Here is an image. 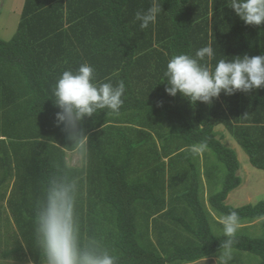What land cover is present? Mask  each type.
<instances>
[{
  "label": "trees",
  "instance_id": "obj_1",
  "mask_svg": "<svg viewBox=\"0 0 264 264\" xmlns=\"http://www.w3.org/2000/svg\"><path fill=\"white\" fill-rule=\"evenodd\" d=\"M160 3L156 22L141 29L135 14L147 11L152 0H24L14 35L0 39V184L13 179L7 205L28 246L33 242L32 210L44 181L51 172L65 169L66 152H72L71 142L54 125L58 109L51 100L52 88L63 71H75L84 62L94 68V82L115 86L123 81L125 92L117 112L98 110L82 122L89 137V162L82 173L73 169L80 177L77 214L82 237H95L90 227L83 232L85 220L94 219L98 206L94 196L114 226L95 238L117 264L223 259L226 237L216 235L212 225L223 228L222 219L232 211L238 213L239 225L264 218V199L240 207L225 203L241 184L239 162L214 134L216 126L225 127L251 166L264 173V88L222 93L211 105L191 104L164 91V72L173 55H194L207 45L214 49L212 63L264 54V24L246 25L226 0ZM160 101L162 106H157ZM132 121L141 127L163 123L168 131L161 140L166 165L152 155L149 141L126 135L133 128L124 125ZM201 142L226 171L222 179L216 176L221 173H206L216 187L207 199L210 212L199 199L203 189L198 164L189 153ZM168 183L175 196L166 201L165 210ZM5 198L3 193L0 200ZM179 210L182 213L176 214ZM165 218L181 233L160 225ZM231 250L256 255L257 264H264V237L237 233ZM21 252L18 246L4 256L16 254L24 261Z\"/></svg>",
  "mask_w": 264,
  "mask_h": 264
},
{
  "label": "clouds",
  "instance_id": "obj_2",
  "mask_svg": "<svg viewBox=\"0 0 264 264\" xmlns=\"http://www.w3.org/2000/svg\"><path fill=\"white\" fill-rule=\"evenodd\" d=\"M226 3L246 25L264 24V0H226ZM161 13L160 0H152L147 11L136 12L135 20L144 29L155 23ZM214 56L211 45L197 49L194 55H173L164 72L165 93L171 97L179 94L191 104L211 105L222 93L231 96L264 88V54L220 58L212 63ZM94 81V68L84 62L75 71H63L52 88L51 100L58 109L53 116L54 125L71 142L75 164L51 172L33 206V242L43 264H117L116 258L95 237H82L77 214L80 177L73 169L82 173L89 162V137L82 122L98 110L117 112L125 92L123 81L115 86ZM157 106H162V101ZM206 148L207 143L201 142L198 150ZM221 223L226 237L221 245L223 255L230 258L239 226L238 213L230 212Z\"/></svg>",
  "mask_w": 264,
  "mask_h": 264
},
{
  "label": "rangeland",
  "instance_id": "obj_3",
  "mask_svg": "<svg viewBox=\"0 0 264 264\" xmlns=\"http://www.w3.org/2000/svg\"><path fill=\"white\" fill-rule=\"evenodd\" d=\"M23 2L24 0H0V21L1 18H6V24L4 26H0V38L8 40L9 38H11V36L14 35L20 19L19 12L23 5ZM214 134L221 140V143L224 144L225 147L235 148V152L239 162L238 175L240 176L241 184L237 189L231 191L228 199L229 201L225 203L233 207H240L247 204H255L263 200L264 173L261 170L255 169L251 166L248 160V156L236 143V141L230 136L225 127L221 125L216 126L214 128ZM195 153L197 156H195L192 160L194 163L202 165V167H199V170H204L205 172H207V166L213 167L214 165H216L217 168H211V172L213 174L221 173L216 176L220 179L223 178L226 173L225 166L218 161L217 157L212 151L208 150L207 153L205 150H203L199 151V153ZM66 161L68 165L75 164V157L73 155V152H66ZM202 183L203 190L199 198L204 204L205 209L210 212V207L208 205L207 199L214 191H216V187H214L215 183L208 182V178L205 177V174L203 176ZM12 184L13 179H10V181H8V183H6L5 185L3 184L4 186L0 184V197L3 195V193H6V198L4 200H0V264H43V257L39 249L36 247L34 242H32L30 246H28V243L23 238L21 231L17 226L15 218L9 206L7 205V198L10 194ZM167 185V198H174L175 195L170 192V183H168ZM86 191L87 186L85 187L83 196H85ZM177 191L180 190H175L176 193ZM97 205L98 211L92 213L94 219H91V221L88 220L91 223L85 220L84 231L82 230L85 235L88 233V227H90V229L94 232L95 237L104 236L100 235L101 231H112L114 228L111 218L104 217L105 214L104 216L101 214L103 208L102 205ZM83 208L84 210H87V202L83 203ZM178 213H182V211H176V214ZM209 214L211 218H213V220L217 219L218 221H221L219 220V218H217L216 215L215 217H213L211 213ZM161 224H163L164 226H171V228L175 229L176 232L181 233L178 228H176L166 218L160 222V225ZM213 231L216 235L224 234L223 228L217 225L213 226ZM237 233L247 234L252 237H264V218L258 221H254V223L252 224L239 225L236 234ZM18 246H21L23 250V252H21L18 256H21V254H25L24 261H21L16 256V254H11L8 257L4 256V252L12 250ZM35 259H37V261H42V263H36ZM259 261L260 258L256 255L238 250H231L230 258H226L223 255V259L219 257H213L209 259H203L193 264H257Z\"/></svg>",
  "mask_w": 264,
  "mask_h": 264
},
{
  "label": "crops",
  "instance_id": "obj_4",
  "mask_svg": "<svg viewBox=\"0 0 264 264\" xmlns=\"http://www.w3.org/2000/svg\"><path fill=\"white\" fill-rule=\"evenodd\" d=\"M23 6V5H22ZM21 11H22V7H21V9H20V16H21ZM0 16H1V14H0ZM5 19L6 18H1V21H0V26H4L5 24H6V21H5ZM19 21H20V19H19ZM2 23V24H1ZM19 23V22H18ZM17 26H18V24H17ZM17 28V27H16ZM16 31V30H15ZM12 37V36H11ZM0 39H2V38H0ZM10 39V38H9ZM8 39V40H9ZM2 40H4V39H2ZM163 123H158V124H153V123H145V125H144V127H141V126H139L138 124H136L135 123V121L133 122H129L128 123V125L127 124H125L124 126H127V127H130V128H133V131H129L128 130V132H127V134L126 135H131V138L133 139V140H135V139H144V140H147V141H149V144H150V146H151V148H152V155L153 154H155L154 156H156V155H159V157L162 159V162H164L165 163V165L167 164V161H168V158H166L165 157V153H167V151L166 152H163L162 150H161V147H162V145H161V140H163V139H165L166 137H167V133H168V131H167V129L165 128V126H163L162 125ZM113 134H117V132L116 131H111ZM224 145V144H223ZM225 146V145H224ZM229 148V147H228ZM199 148H193V149H190L189 150V153L192 155V159L195 157V156H197L196 155V153L195 152H197V153H199V151L200 150H198ZM230 149H232L234 152H235V148H231L230 147ZM195 151V152H194ZM236 153V152H235ZM175 154H177V152L175 153L174 152V155ZM158 157V158H159ZM158 158L157 157H155V159L156 160H158ZM199 167H202V165H198V171H199V175H200V179H201V188L203 189V176H204V174H205V177L206 178H208V175H206V173L207 172H209L210 174H213L212 172H211V166H207V169L206 170H208L207 172H205L204 170H199ZM208 182H212L209 178H208ZM231 193V192H230ZM230 193H229V195H230ZM229 195H228V197H227V199H226V203L229 201L228 199H229ZM87 197V196H86ZM200 199V198H199ZM169 200V198H167V192H166V195L164 196V201H165V205H164V209L166 210V208H167V202L166 201H168ZM200 201H201V199H200ZM100 202V199H99V197H97V196H94L93 197V203L97 206V203H99ZM88 209V208H87ZM86 210V209H85ZM96 211H98V206L97 207H95L94 208V212H96ZM212 214V213H211ZM212 216L213 217H215L213 214H212ZM216 219V218H215ZM217 220V219H216ZM218 221V220H217ZM212 226H214V225H212Z\"/></svg>",
  "mask_w": 264,
  "mask_h": 264
}]
</instances>
